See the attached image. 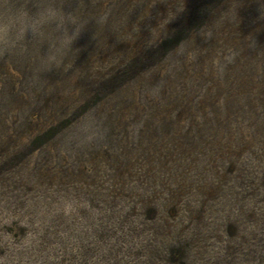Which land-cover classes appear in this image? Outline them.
I'll use <instances>...</instances> for the list:
<instances>
[{
  "label": "rangeland",
  "instance_id": "obj_1",
  "mask_svg": "<svg viewBox=\"0 0 264 264\" xmlns=\"http://www.w3.org/2000/svg\"><path fill=\"white\" fill-rule=\"evenodd\" d=\"M0 264H264V0H0Z\"/></svg>",
  "mask_w": 264,
  "mask_h": 264
}]
</instances>
